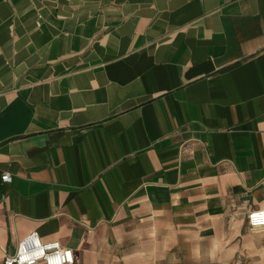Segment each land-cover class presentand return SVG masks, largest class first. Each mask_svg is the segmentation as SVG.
<instances>
[{"label": "crops", "instance_id": "obj_1", "mask_svg": "<svg viewBox=\"0 0 264 264\" xmlns=\"http://www.w3.org/2000/svg\"><path fill=\"white\" fill-rule=\"evenodd\" d=\"M259 209L264 0H0V264H264Z\"/></svg>", "mask_w": 264, "mask_h": 264}, {"label": "built area", "instance_id": "obj_2", "mask_svg": "<svg viewBox=\"0 0 264 264\" xmlns=\"http://www.w3.org/2000/svg\"><path fill=\"white\" fill-rule=\"evenodd\" d=\"M2 183H11L9 173L2 174ZM248 224L251 228H264V209L248 213ZM75 264L76 257L70 249L58 241L45 242L37 232H32L18 245L14 255L6 254L3 264Z\"/></svg>", "mask_w": 264, "mask_h": 264}]
</instances>
